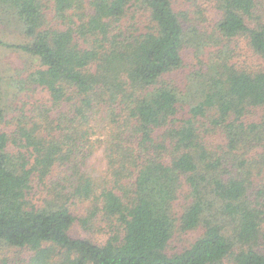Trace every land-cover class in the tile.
<instances>
[{
  "label": "trees",
  "instance_id": "obj_1",
  "mask_svg": "<svg viewBox=\"0 0 264 264\" xmlns=\"http://www.w3.org/2000/svg\"><path fill=\"white\" fill-rule=\"evenodd\" d=\"M50 1L0 0V15L29 39L0 35V48L39 65L0 71V246L32 251L28 264H264V189L252 180L261 172L256 157H247L264 142V3L215 0V34L203 35L185 27L172 0ZM133 8L145 11L143 27L126 22L136 19ZM239 38L263 66L233 61ZM207 44L217 49L188 74L186 92L168 75L187 66L191 46L198 53ZM37 88L46 102L18 118L21 94L31 99ZM184 104L189 115H180ZM217 127L224 142L211 147L206 134ZM99 149L112 186L91 207L101 197L115 228L101 243L71 234L90 220L71 202L93 196L95 181L80 168ZM65 165L72 176L47 184L37 205L36 177L44 185ZM184 185L191 202L178 212ZM179 230L197 234L176 247Z\"/></svg>",
  "mask_w": 264,
  "mask_h": 264
},
{
  "label": "rangeland",
  "instance_id": "obj_2",
  "mask_svg": "<svg viewBox=\"0 0 264 264\" xmlns=\"http://www.w3.org/2000/svg\"><path fill=\"white\" fill-rule=\"evenodd\" d=\"M261 1L264 3V0ZM172 2L174 8L178 12L185 14L186 18L184 20V25L187 29L195 27L198 29L200 34H215L217 24L220 19V10L216 5L215 0H172ZM49 5H53V0L49 2ZM260 11V13L264 15V5L260 6ZM130 12L131 15L132 13L136 15V19H131L130 16L127 17L126 22L128 24L131 25V23H137L143 27L148 23V21H146L147 15L144 14L145 11L141 10V8L138 10L133 8ZM50 13L51 12L49 10V15ZM261 18H264V16ZM0 35L2 39L10 41L11 43H22L29 40L16 28L11 18L5 15H0ZM215 49H217V47L207 44L197 53V50L191 46L187 53V66L182 70L170 73L168 78L170 80H174V83H178V85L180 84L183 90L189 92L191 80L188 77V74L194 72L195 69L200 68L201 66L203 67L206 65L207 67L212 50ZM234 49L235 52L233 53V61H235V63L244 65L246 62H248L250 66L255 68L263 66V64H260L262 59L250 50V47L244 38H239L235 41ZM38 67V62L30 56L11 49L6 50L0 48V71L8 74H11V72L22 71L23 74H27ZM47 97V92L42 88H37L31 95V99L26 94V92H23L19 100L16 102V106L19 107V110L16 112L17 115H19L18 118H24L26 115H37V112L34 109H37L38 105L46 102ZM20 107L24 108L23 112L25 115H23L20 111ZM189 110L190 106L188 104H184L182 113H180V115H189ZM206 123L209 127L210 121ZM16 128L17 127L15 126L14 121H11V124L6 125L7 130L14 131ZM212 128L215 127L211 126V129ZM202 131L204 132V129H202ZM221 132H223V130L217 127L215 130L206 134L205 139L208 145L211 147H216L224 142V134ZM101 135L102 132H100L98 136ZM102 152V149H99L98 151L95 150V152L92 153L87 160H85L86 163H83L82 167L80 168V170L85 174L92 176L93 180L95 181L93 196L87 200L81 201L74 199L71 202L72 208L76 215L84 216L90 219L89 223L86 224V227L80 221H77L71 228V234L85 238L90 237L99 243L104 242L112 233L111 231L115 229L112 226V222H110L108 216L102 209L103 204L101 197L98 198V208L93 210L91 207L93 204V199L100 195L103 186H112L110 182L113 178V175L108 169L109 165L107 158ZM253 156L256 158H253ZM247 157L256 160L258 162H256L258 171H261L260 173L254 174L252 176L254 187L256 189H264V142H260L256 147L251 149V151L247 154ZM66 166L67 165L56 166L51 172V176L48 177L47 183L44 185L40 184L38 178L36 177L35 188L32 197L37 205H44L49 195V192H47V184H55L56 181L65 182L67 177L72 176L73 169ZM190 202V189L187 185H184L178 199L175 202L176 211L181 212ZM92 211L93 216L90 214ZM262 232L263 235L257 244V248L264 253V223L262 225ZM196 234V231L183 232L179 230L174 237L173 244H175L176 247H183L187 245L196 236ZM32 254L33 252L28 249L0 246V264H28ZM221 264H229V262L224 260Z\"/></svg>",
  "mask_w": 264,
  "mask_h": 264
}]
</instances>
